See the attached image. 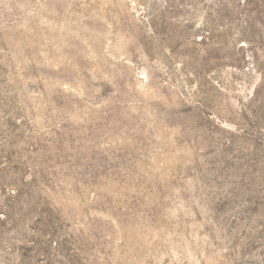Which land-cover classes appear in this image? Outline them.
<instances>
[{
    "label": "rangeland",
    "instance_id": "1",
    "mask_svg": "<svg viewBox=\"0 0 264 264\" xmlns=\"http://www.w3.org/2000/svg\"><path fill=\"white\" fill-rule=\"evenodd\" d=\"M0 264H264V0H0Z\"/></svg>",
    "mask_w": 264,
    "mask_h": 264
}]
</instances>
